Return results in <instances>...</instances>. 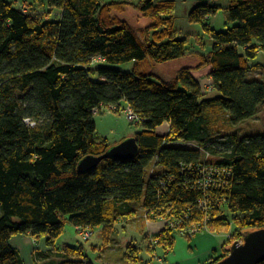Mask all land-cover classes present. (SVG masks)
<instances>
[{
  "label": "trees",
  "instance_id": "obj_1",
  "mask_svg": "<svg viewBox=\"0 0 264 264\" xmlns=\"http://www.w3.org/2000/svg\"><path fill=\"white\" fill-rule=\"evenodd\" d=\"M212 1L221 4L189 14L212 40L205 54L177 38L174 0L135 6L152 22L142 28L119 16L134 7L129 2L49 0L59 10L53 21L0 0V264H25L12 245L22 235L46 240L51 253L37 250L40 263L58 251L51 264H92L82 248H56L66 221L101 227L109 245L116 225L140 210L167 220L155 237L166 252L175 248L176 230L206 220L215 233L233 225L226 253L210 264L246 232L264 228V133L223 135L214 128L217 111L236 127L264 105V82L248 76L264 68L253 63L264 53V0ZM220 13L231 25L223 31L212 27ZM189 57L198 64L171 79L156 71ZM129 63L130 72L109 67ZM203 68L210 69L211 91L195 75ZM128 108L138 117L131 122L139 128L138 155L105 159L81 173L84 158L112 148L97 138L96 115ZM165 123L169 131L160 135ZM204 169L222 174L208 188L200 185L209 180ZM125 260L143 264L134 245Z\"/></svg>",
  "mask_w": 264,
  "mask_h": 264
},
{
  "label": "rangeland",
  "instance_id": "obj_2",
  "mask_svg": "<svg viewBox=\"0 0 264 264\" xmlns=\"http://www.w3.org/2000/svg\"><path fill=\"white\" fill-rule=\"evenodd\" d=\"M16 8L28 7L26 11L34 17L46 20L59 19V10L51 9L49 0H7ZM104 2H129L134 5L129 6L125 13L120 14L124 20L128 21L134 28H142L149 26L152 22L150 19L141 15L135 6L141 5L145 0H103ZM176 3L175 11V29L178 39H188L190 45V52L203 51L205 54L212 47V40L205 32L203 27L199 24H192L189 21L190 12L201 4H221V2H214L212 0H174ZM26 4V5H25ZM228 5L227 2L224 3ZM223 25V28H222ZM212 27L216 30L224 29V13H220L212 22ZM253 63L264 65V53H260L258 58ZM198 60L189 57L185 60H178L168 64L160 65L157 73L165 76L168 79L175 77L178 71L184 66H196ZM105 63H98L96 66H103ZM109 67L130 72L133 68V63L124 65H111ZM209 68H203L197 71L195 75L201 83L203 91H211L212 81L206 80ZM249 79L259 80L264 82V68L252 71L249 73ZM202 81H201V80ZM218 95L214 92L208 96L213 98ZM226 115L222 111H217L214 117V128H218L222 134H228L237 131L242 136H252L255 134L264 133V105L259 108L258 114L255 117L247 119L236 127H231L226 122ZM97 124V138L108 139L112 147L119 143L133 138L139 128L132 124L124 111L121 112H105L104 114L96 115ZM169 131V123H165L158 128L160 135H165ZM2 212L0 211V215ZM66 219V218H64ZM167 220L144 218L143 210H140L136 217L129 220H121L115 227L114 233L111 236L109 245L105 244L104 234L102 228L90 229L91 236L89 240L83 239L78 228L66 221L65 231L57 240L56 248L63 249L66 246L74 248H82L86 255V261L92 264H126L125 255L128 253V247L134 245L138 248L139 256L143 264L147 260L152 259L154 263L161 264L158 260L162 256L160 245H157L155 237L161 231L166 229ZM232 230L228 232L215 233L209 229H203L188 237L183 234L176 235V244L174 250L169 254H164L162 259L163 264H206L208 260H204L208 255H212L215 259L224 255L225 245L231 238ZM18 236L12 239L15 246L20 248L22 256L26 263H30L31 256L35 250L39 249L42 253H51L47 246L46 240L39 241L30 238L31 245L20 244L17 240ZM237 242H242L239 240ZM157 247V253L154 257L151 248ZM149 248V249H148ZM227 248V247H226ZM152 250V249H151ZM50 258L41 256L43 264H51L57 260L56 254L58 251H52ZM153 257V258H152ZM209 258V257H208ZM41 262V264H42Z\"/></svg>",
  "mask_w": 264,
  "mask_h": 264
},
{
  "label": "water",
  "instance_id": "obj_3",
  "mask_svg": "<svg viewBox=\"0 0 264 264\" xmlns=\"http://www.w3.org/2000/svg\"><path fill=\"white\" fill-rule=\"evenodd\" d=\"M139 153L136 137L113 146L100 157L88 156L79 164V171L85 173L99 166L105 159L130 160ZM264 261V228L248 231L242 242H235L229 254L216 264H259Z\"/></svg>",
  "mask_w": 264,
  "mask_h": 264
},
{
  "label": "built area",
  "instance_id": "obj_4",
  "mask_svg": "<svg viewBox=\"0 0 264 264\" xmlns=\"http://www.w3.org/2000/svg\"><path fill=\"white\" fill-rule=\"evenodd\" d=\"M22 9L24 10V12H27L26 9L27 7H22ZM212 88H210L211 90ZM126 115H127V118L129 119L130 122H135L138 120V117L137 115L134 114V112L132 111L131 108H128L126 109ZM191 145H194V144H191ZM201 175L202 177H207L209 178V180H207L206 182H202V180H200V185L201 187H205V188H208L212 181H213V178L215 177H220L222 176L221 173H216L214 172L213 170H208V169H204L202 170L201 172ZM145 218H149V217H145ZM175 226L174 224H172V227ZM174 228V227H173ZM203 229H209V226L207 224V220L205 221V224L204 225H200V226H193L192 229H188V230H184L182 232H178L177 230L175 231V233H173V235L176 237V235L178 234H183V235H186L188 237H191L192 235H194L195 233H197L198 231L200 230H203ZM80 234L82 235L83 239L85 240H89L90 236H91V232L88 230V229H84V228H78Z\"/></svg>",
  "mask_w": 264,
  "mask_h": 264
},
{
  "label": "crops",
  "instance_id": "obj_5",
  "mask_svg": "<svg viewBox=\"0 0 264 264\" xmlns=\"http://www.w3.org/2000/svg\"><path fill=\"white\" fill-rule=\"evenodd\" d=\"M217 18V17H216ZM231 25L227 22V20H226V17H225V15H224V29H221V31H223V30H226L228 27H230ZM222 28H223V25H222ZM209 71H210V69L208 70V72L207 73H209ZM208 75V74H207ZM196 77H197V79H198V76L196 75ZM206 80H209V78H208V76L205 78ZM201 80V79H200ZM202 81V80H201ZM109 144H111L110 142H109ZM145 218V217H144ZM30 236L29 235H22V236H18V238H17V240H18V242L20 243V244H25V245H28V246H30L31 245V241H30ZM177 240V239H176ZM12 245L15 247V249L17 250V252L19 253V255H20V257L24 260V262H25V264H27L26 263V260H25V258L22 256V254H21V251H20V248L19 247H17V246H15L14 244H13V242H12ZM157 247L158 246H156V248L155 249H153V248H151L150 250H149V252H151L152 253V255L155 257L156 256V253H157ZM35 248V250H34V252H33V254H32V256H31V261H30V263H28V264H41L39 261H37V250H39V249H37L36 247H34ZM149 249V248H148ZM160 250L162 251V256H160L159 257V262L161 263V264H163L162 263V259L161 258H164V259H166L165 257H164V254H169V253H171L172 251H165L164 249H163V247H161L160 246ZM40 251V250H39ZM209 257V258H208ZM153 258V257H152ZM204 260H208L207 261V263L206 264H210L213 260H215V258L212 256V255H208L207 256V258H205ZM145 262H147L146 264H156V263H154V261L152 260V259H150V260H147V261H145Z\"/></svg>",
  "mask_w": 264,
  "mask_h": 264
}]
</instances>
